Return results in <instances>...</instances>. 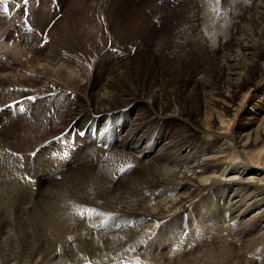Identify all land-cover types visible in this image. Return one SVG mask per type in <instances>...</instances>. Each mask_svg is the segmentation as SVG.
<instances>
[{"label":"bare ground","instance_id":"1","mask_svg":"<svg viewBox=\"0 0 264 264\" xmlns=\"http://www.w3.org/2000/svg\"><path fill=\"white\" fill-rule=\"evenodd\" d=\"M43 2L51 8L53 0ZM19 9L10 7L11 14ZM213 18L196 46L173 40L164 52L121 55L100 77V62L109 51L100 44L102 22L99 32L86 26L95 56L85 44H75L85 31L51 29L42 22L39 31H46L51 43L43 74L75 85L87 107L66 128L77 131L76 143L68 136L65 144L52 138L29 153L21 140L5 152L1 143L10 130L4 128L10 112L3 119L1 111L0 264H264V167L244 157L227 162V135L210 130L224 123L248 70L264 60V0H257L255 13L235 35L223 38L219 53L207 38L216 34ZM6 34V42L15 41L5 47L17 50L21 38ZM4 48L1 55L8 54ZM142 104L149 110L135 114ZM122 117L128 122L118 125ZM263 135L264 99L248 110L231 138L247 147L258 145ZM60 147L68 148V159L57 156ZM120 149L134 157L132 166L120 167L107 154ZM69 162L92 167L73 174Z\"/></svg>","mask_w":264,"mask_h":264},{"label":"rangeland","instance_id":"2","mask_svg":"<svg viewBox=\"0 0 264 264\" xmlns=\"http://www.w3.org/2000/svg\"><path fill=\"white\" fill-rule=\"evenodd\" d=\"M18 1L7 0V4L11 3V5L8 4L7 12L4 11V5L0 4V12L5 14L0 13V28H3L0 35V48L5 47V43L1 42V39L4 36L8 40L7 32H10L8 34L11 36L10 38H17L13 36L15 32L21 38L16 40L17 46L15 47H18L17 50L6 46L3 50L8 52V54L1 55L0 53V107L11 103V101H20L19 99L23 96L33 95L38 98L35 99V102L32 101V103L29 100L28 102L30 103L25 100L23 101V104L27 103V108H30V113L28 112L25 115H18L19 111L3 110V119L8 114L7 112H10V115L8 114L10 121L5 127L3 126L7 130H10L8 131L9 133L7 132L9 136L4 135L5 142L1 143V146L5 149V152L10 153L14 151L12 144L15 143L13 146L17 149V143L20 140L22 145L26 143V146L20 144L21 148L29 153L35 147L41 146L52 138H54L53 143L63 142L64 144L67 141H64L63 136L75 139L77 131L70 132L66 130L67 125L74 115L82 108L87 107V103L81 100V92L76 90L75 85L64 86L63 83L57 80L53 81V79H49L47 75L43 74L44 70H41V68L44 63H47L48 49L51 45L48 33L45 31L49 41L47 40L48 42L41 46L43 36L40 39V33H43V31H39V28L43 26V21L45 22L46 20L47 22L45 23H48L51 29L69 28L85 31L87 38H82V41L74 39L75 44H85L93 56L97 52L93 49L91 39H89L90 32L86 26L89 24L88 27L92 26L95 29L102 22L103 32L100 44L101 46L109 45V51L107 48L102 47L108 51V55L103 57L100 62L101 70L99 69L97 73V76L100 77L104 75V69L115 58H120L121 55H124L125 58H131L133 54L135 56L139 53L146 54L155 50L164 52L166 48L170 47L173 40H190L196 46L204 36L202 33L207 27L206 24H214V16L216 17L215 21L218 23L214 32L216 34L209 33L207 34V38L211 39L210 41H214L215 50L219 53L222 51L220 49L222 48L221 43L224 39L227 36L235 35V30L237 29L238 31L239 26L249 22L251 16L255 13L257 2V0H53L51 8H45L42 5L45 4L43 0H29V3L26 5L28 10V19L26 18V20L29 22V25L31 24L32 28L31 30H27L29 25L22 19V16L25 14L24 9L20 8L14 11L13 14L10 11V7L14 9L12 5L17 4ZM16 8L17 6H15ZM152 14L157 15L162 23L158 24L157 20L153 19ZM24 17L27 16L25 15ZM55 17L57 20H54ZM21 20L22 24L19 25ZM16 21L18 22L15 25V28H17L15 30L13 24ZM97 30L99 32V28ZM213 36L214 38L216 36L215 40ZM6 39L4 42H6ZM9 40L10 42L15 41ZM10 42L8 44H11ZM101 49L98 50L99 54ZM159 61L162 64L165 63L163 58L159 59ZM214 61L213 65L217 68L216 60ZM262 64L263 68L261 67ZM180 69L183 70L181 67ZM216 72H218L217 69ZM248 73L249 79L238 90L237 98L226 114H224L222 120L224 123L218 122L210 130L227 135L226 142L230 146L229 149L231 151L227 159H225L227 162L234 163L244 157L250 163L264 167V157H262L264 153L260 154L261 149L264 148V135L258 145L247 147L236 146L231 138L237 134L240 125L246 120L248 110L264 99V60L260 65H254L251 70L249 69ZM219 77L217 75V80ZM233 77L236 80L239 78V74ZM137 106L135 114L149 110L147 105L142 104V107L140 105ZM115 122L118 125H124L128 122V119L122 117L118 118ZM1 127L0 131L2 130ZM58 132H63V134L58 137L56 136ZM154 133L160 134V131ZM207 134L203 133L201 136L207 138L211 135V133ZM23 136L25 140L22 139L24 138ZM157 138L160 139L161 137L158 136ZM73 143H76V140ZM87 144L89 143L86 142L85 145ZM120 151L121 153L119 150H112V153L109 152L107 154H111V160L120 167L132 166L134 157L126 150L120 149ZM5 152L1 153V155H4ZM125 154H129V157ZM122 159L123 161H129L131 164L126 161L122 162ZM91 167L92 165L87 163H71V171H69L76 174L86 172ZM62 178L63 176L59 177L60 180ZM42 197L43 195L38 198L41 199ZM37 214L39 215L38 210ZM182 225L184 226V222ZM185 230L187 232V229ZM252 256L251 258H254Z\"/></svg>","mask_w":264,"mask_h":264},{"label":"snow or ice","instance_id":"3","mask_svg":"<svg viewBox=\"0 0 264 264\" xmlns=\"http://www.w3.org/2000/svg\"><path fill=\"white\" fill-rule=\"evenodd\" d=\"M29 3V0H23V4L24 5H27ZM0 4H3L4 5V11L7 12L8 11V4H7V0H0ZM17 8L20 7V5H16ZM25 11V15L27 16L28 15V10L27 8L24 9ZM27 23V21H26ZM31 30V29H30ZM41 35L43 36V40H42V43H41V46H43V44L47 43V34L46 33H41ZM27 100H33L35 99L34 97H26ZM17 104L21 105L19 108H18V111L23 113L25 111L24 107L22 106L23 105V101H16L14 102L13 105H10V107L12 108H16ZM13 156H16L17 154L16 153H12ZM33 156L35 155V153L32 154ZM65 155H67V153H65ZM22 159V157H21ZM90 211H94V210H90Z\"/></svg>","mask_w":264,"mask_h":264}]
</instances>
